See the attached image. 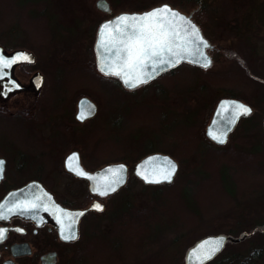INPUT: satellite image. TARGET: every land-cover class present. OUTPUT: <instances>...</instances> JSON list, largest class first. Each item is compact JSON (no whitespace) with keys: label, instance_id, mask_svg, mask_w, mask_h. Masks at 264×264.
Segmentation results:
<instances>
[{"label":"rangeland","instance_id":"374dc122","mask_svg":"<svg viewBox=\"0 0 264 264\" xmlns=\"http://www.w3.org/2000/svg\"><path fill=\"white\" fill-rule=\"evenodd\" d=\"M95 1L0 0V42L35 51L42 59L38 65L50 71L82 67L81 63L87 66L93 62L90 37L97 28L93 22L97 24L100 16L96 12L97 20L92 21L81 12L89 10L88 3L92 6ZM162 1L175 2L126 0L123 5L118 1L115 9ZM240 1L251 6L263 0ZM223 3L230 6L234 1ZM40 6H45L46 16L36 21L30 16L39 14ZM209 15L214 27L219 19L226 26H235L243 17L227 7L220 14L210 11ZM243 15V27L236 36L226 31L228 38L216 44L219 49L213 52L215 61L210 67L184 65L147 90L126 93L125 133L120 139L126 141L128 149L124 155L112 152L109 158L126 156L124 160L134 167L146 152L162 151L178 161L179 170L171 182L144 184L132 168L126 188L111 199L109 212L95 217L94 227L85 223L80 240L69 249L74 253L64 260L73 264H185L192 243L207 234L223 232L233 237L247 235L239 241L229 240L226 248L206 264H226L234 255L237 259L233 262L239 264H264V232L261 227L257 229L264 224V23L260 21L264 11L247 7ZM245 38L249 44L243 43ZM250 47L254 59L246 58L252 52ZM88 79H94L95 89L78 88L74 95L91 92L105 110L110 105L104 93L105 81L93 71ZM229 94L245 98L255 110L221 146L207 137L205 128L215 101ZM45 129L40 127V131ZM26 131L25 122L0 120V133L17 136ZM103 131L102 126L96 132ZM95 142L101 151L108 147L102 139ZM67 179L61 175L60 185ZM145 207L153 213L137 216V209ZM121 216L125 217L123 224Z\"/></svg>","mask_w":264,"mask_h":264},{"label":"flooded vegetation","instance_id":"af4514ba","mask_svg":"<svg viewBox=\"0 0 264 264\" xmlns=\"http://www.w3.org/2000/svg\"><path fill=\"white\" fill-rule=\"evenodd\" d=\"M97 1H95V4L90 2L92 6L88 3L89 10L81 12L84 18L92 19V21L97 20L96 12L100 16L97 24L93 22L97 25L90 37L93 43V62L90 61L87 66L81 63L82 67H60L50 71L45 66L38 65L39 62H42V59L40 60L38 53L35 51L25 47L10 48L0 42V48L3 49V52L0 53L5 57L10 56L19 49L30 50L35 55V57L30 56L31 62L21 61L12 65L11 68L5 69L7 75L0 79V120L6 121V123L14 121L28 124V131L17 136L13 133H0V161H3L2 172H0V206H2L0 207V213L7 217L0 219V230H6L5 238L0 240V264H73L70 260L69 262L67 259L64 260L66 257L70 258L74 253L69 250L70 247L80 240L79 238L86 230L85 223L87 221L90 227H94L95 217L98 218V215L109 212L111 199L126 188V184L131 178L132 168L134 170L133 174L142 180L144 184H160L146 183L135 174L137 163L134 167H131L124 160L127 158L126 156L118 160L109 158L112 152L119 151L124 155L128 149L126 141L120 139L123 138L125 133L123 122L127 111L125 109L128 97L126 93L128 91L147 90L159 78L174 73L184 65L189 68L200 69H202V66L186 58L177 65L149 79L147 83L136 88H129L125 86L119 77L106 76L98 67L96 48L97 42L101 40L103 25L115 22L117 17L125 12H151L155 7L159 9L167 6L174 12L184 14L187 20L197 26L199 36L206 40L208 45L205 47V52L214 62L215 55L213 52L216 48L219 49L216 44L220 42L219 40L228 38L224 35L225 32L235 33L233 35L235 37L237 31L242 29L245 9L248 7L251 10L264 11V0L259 1V3L254 2L251 6L240 3V0H232L234 3L230 6L224 4L223 0H175V2L151 3L148 6L138 5L133 6V9L124 8L119 11L115 9L118 6V1L123 5L126 0H107L109 4L105 6L104 10L98 7ZM224 7L243 16L239 22L240 24L226 26L219 19L218 25L214 27L215 24L211 22L213 15L211 14L210 17V11L219 12L220 14ZM39 10V14L36 12L30 17L39 18L40 20L45 18V6H40ZM260 21L264 23V20L261 19ZM231 24L233 25V22ZM212 28H215L216 31H213ZM246 40L247 38L243 43L249 44ZM249 40L251 39L248 35ZM249 50H252V52L246 58L254 59L253 48L250 47ZM89 70L94 72L95 77L97 75L98 78L100 77L105 81L104 86L107 92L104 93H106L107 101L110 103L105 110L91 92L74 95V91H77L78 88L95 89L94 79L87 80V76L90 74V72H87ZM13 81L19 84L20 87L15 88ZM86 97L97 105V111L94 115H89L88 113L92 112L88 106L92 105L91 101H84L87 106L84 111L86 118L82 120L78 118L81 114L79 103L82 98ZM224 97L239 98L253 106L245 98L229 94L219 97L215 101L214 107ZM119 104L120 108L118 109ZM248 116H242L236 127ZM99 123L105 125L99 126ZM40 124H42L40 127L46 128L45 131H40ZM102 126L104 131L96 132ZM236 127L229 134L228 141L225 144L229 142L233 132L237 129ZM96 139L98 143L101 139L104 140L108 147L104 151L97 149ZM120 140H122L121 144ZM152 152L162 151L146 152L144 156L152 154ZM73 154L78 156V161L74 164H78L79 168L87 172H94L108 164H127L125 183L114 192H109L108 195L102 196L98 192H93L87 177H80L69 170L67 164L69 157H72ZM102 156L105 157L101 159ZM61 175H65L68 179L60 185ZM29 183H33V186H30L22 195L7 197L12 190L24 187ZM37 196L42 197V202L48 204L50 209H54L55 206H59L64 211L87 209L93 204H99L103 209L93 208L85 211L78 219V228H76L78 229V238L64 240L60 234V225L54 215H50L43 208L8 211L17 204L31 203ZM92 219L94 221H91ZM65 222L68 223L67 220Z\"/></svg>","mask_w":264,"mask_h":264},{"label":"snow or ice","instance_id":"6c2138e0","mask_svg":"<svg viewBox=\"0 0 264 264\" xmlns=\"http://www.w3.org/2000/svg\"><path fill=\"white\" fill-rule=\"evenodd\" d=\"M179 22V23H178ZM100 46L108 55L100 65V71L106 76L119 77L125 86L129 88H136L141 84L148 82L150 78H154L153 73L162 66H175L188 57H194L191 62H198L203 60V66L207 67L210 61L204 56L202 52L203 47H207V43L199 36L198 29L191 24V21L185 17L180 16L179 13L172 11L167 6L155 9L149 13L141 16H121L115 22L105 24L101 29ZM31 62V57L27 54H18L15 58L8 59L0 54V79H3L7 73L5 69L11 68L12 65L18 62ZM151 69V71H149ZM15 88L20 85L12 82ZM230 107L235 108V113L232 119L228 121L229 124L234 123V120L239 115H247L251 109L244 105L229 106L222 105V112ZM222 114V113H221ZM79 119H85V112H81ZM214 140L220 143L224 142L222 136H217L215 133H210ZM78 156L73 154L69 157L68 168L79 176L95 179L89 176L78 164ZM168 169H161L159 175H154L151 178L140 172L146 182L160 183L162 181H171L175 173V165L170 161L167 162ZM3 161H0V172H2ZM111 174V179L108 180L103 190L100 187L94 188V191L100 195H108L109 192H114L116 187L123 182L121 173L122 166L115 169H108ZM42 197H35L31 203H20L14 208L8 209L9 212L20 209H40L54 215L57 223L60 225V234L64 240L76 239L75 224L78 221V216L83 213H67L59 206L50 209L48 204L42 202ZM41 201V202H37ZM54 203V202H53ZM2 207V206H0ZM97 210H102L99 204L94 205ZM63 215V218H62ZM7 218L0 213V219ZM68 221L66 223L65 221ZM5 231L0 230V240L5 238ZM223 244V238L209 240L201 243L198 250H194L192 255L199 257V264H203L214 254Z\"/></svg>","mask_w":264,"mask_h":264},{"label":"water","instance_id":"95a60500","mask_svg":"<svg viewBox=\"0 0 264 264\" xmlns=\"http://www.w3.org/2000/svg\"><path fill=\"white\" fill-rule=\"evenodd\" d=\"M107 4H109V2L107 0H98L97 1L98 7H100L103 10L106 8L105 6ZM155 9H158V8L155 7ZM145 13H149V12H143V13H140V12H125V13H122L121 15H119L117 17V19L119 17H121V16H141V15H143ZM180 16L186 17L184 14H180ZM191 24L194 25L196 29H198L197 26L194 23H191ZM203 41L206 42V40H204V39H203ZM100 42H101V40H99L97 42V48H96V50H97L96 52H97V55H98L97 62H98L99 69H100L101 63L104 61V59L107 56V53L102 50V48L100 46ZM201 50H202L204 56L207 58V60L210 61V63L208 64V66L205 67V68H208V67L211 66V64H212L213 61H212L211 57L205 52V47H203ZM0 52H3L2 47L0 48ZM18 54H29V56L35 57V55H33L34 53L32 51L26 50V49L16 50L15 52H13V54H11L10 56H6V57L8 59H12V58H15V56H17ZM188 59H189V61H192L193 59H198V58L188 57ZM195 63L199 64V66L201 65L202 67H204L203 66V63H204L203 60H198V62H195ZM170 67H173V66H162V67L158 68L156 70V72L153 73V76L154 77L157 76L158 74H160L161 72L169 69ZM149 71H151V69H149ZM150 79H152V78H150ZM86 100H89V98L86 97V98H82L80 100V103H79L80 104V113L81 112H84L86 110V108H87V106H86V104L84 102ZM89 101H91V100H89ZM91 104L92 105H88V106L92 110V112L91 113H88V114L89 115H94L96 113V111H97V105L94 102H92V101H91ZM225 104H227L229 106L244 105L247 108L251 109V112L249 114H247V115H243V114L239 115L238 118H236L234 120V123L229 124L228 121L230 119H232V115H234V113H235V108L234 107H230L227 110H224L222 112L221 106L222 105H225ZM214 108L215 109H214V112H213V116L211 118V121L206 126L205 129H206V135H207V137L211 141H213V142H215L217 144H225L228 141L229 134L234 130V127H236L239 119L242 116L244 117V116L250 115L253 112V110H254V107L251 104H249V103H247V102H245V101H243V100H241L239 98H234V97H224V98L220 99V101L218 102L217 106L214 107ZM210 133H215V135H217V136H222L224 138V142L223 143H220L217 140H214L212 138V135H210ZM168 161H170L172 164H174L175 165V169H176L175 170V173L172 176V179H171V181H172L174 179L176 173H177L176 171H178L179 163H178V161L172 155H170L168 153H163V152H156V153H153L152 152V154H148V155L144 156L142 159H140L137 162L136 166H135V174H137L140 178H142L145 181V179L143 178V176L139 175L140 172H143L144 175L149 176V178H151L154 175H159L161 169H168V167H169V165L167 163ZM121 166L123 168V172L121 173L123 182L120 183L116 187V189H117L119 186L123 185L125 183V181H126V173H127V167H128L127 164H124V163H122V164L121 163H113V164H108V165L102 166L101 168L97 169L94 172L84 171L89 176L95 177V179H89L88 178L89 181H90L91 190L93 192H96V191H94V188H96V187H100L101 190H103L104 184L108 180H110L112 178L111 177V174L108 172V169H115V168H119ZM162 182L164 183V182H169V181H162ZM146 183H150V182H146ZM30 186H33V183H29V184H27L24 187H21L19 189L12 190L8 194L7 197H13L15 195H22L24 193V191H26L27 189L30 188ZM93 208H95L94 207V204H93V206L90 205L87 209H83L82 208V209H75V210H65V212H67V213L68 212L69 213H84L85 211H87L89 209H93ZM80 217H81V215L78 216V219ZM77 225H78V221L75 224L76 237L78 238V229H76V228H78ZM244 236H245V234H243L241 237H233L230 234L223 233V232H221V233L218 232V233H210V234H207V235H205L203 237H200L194 243H192V245L187 249V252H186V255H185V264H199V257L202 256L203 253H199L198 256H193L192 253H193L194 250H198L199 245L201 243L205 242V241L223 238V244L219 248V250L216 251L214 254H212L209 259L204 260L203 264L211 261L220 252H222L225 249V247H226V245H227V243H228L229 240L239 241L242 238H244Z\"/></svg>","mask_w":264,"mask_h":264},{"label":"trees","instance_id":"16d2710c","mask_svg":"<svg viewBox=\"0 0 264 264\" xmlns=\"http://www.w3.org/2000/svg\"><path fill=\"white\" fill-rule=\"evenodd\" d=\"M19 6H21V5H19ZM24 6H26V5H24ZM21 10V14H23L24 12H23V10H25V9H23V8H21L20 9ZM23 12V13H22ZM24 15V14H23ZM36 21L39 19V18H34ZM204 132V131H203ZM226 173V170L224 171V174ZM231 193L233 192V190L232 189H228ZM155 204H158V203H155ZM157 206L155 205L154 206V209H157L156 208ZM148 208H150V209H152L153 211H154V209H153V207H148ZM148 208L147 207H145V208H143V209H140V208H138L137 209V211H136V213H137V216H142V217H147L148 216V214L149 213H153L152 211H150V210H148ZM125 213H126V210L124 211V215H125ZM159 214V213H158ZM119 221H121L120 223L121 224H123V223H125V217H123V216H121L120 217V220ZM261 227V229L260 230H262L263 232H264V224H262V225H258L257 226V229L258 228H260ZM245 234V233H244ZM245 235H247V233L245 234ZM84 251V250H83ZM82 251V252H83ZM260 252H262V251H260ZM260 252H258V254L260 253ZM257 254V253H256ZM255 254V255H256ZM81 256V255H80ZM236 256L237 255H234L233 257H231L230 259H228V261L227 262H225L226 264H239V262L240 261H238V262H233V261H236ZM239 257V256H238ZM246 260L244 259V261L243 262H245ZM242 262V261H241ZM216 264H221V263H219V262H217Z\"/></svg>","mask_w":264,"mask_h":264}]
</instances>
